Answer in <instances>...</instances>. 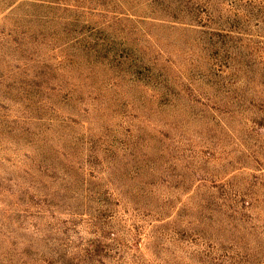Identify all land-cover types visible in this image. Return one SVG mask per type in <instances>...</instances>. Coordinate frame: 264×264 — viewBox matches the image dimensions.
<instances>
[{
    "label": "rangeland",
    "instance_id": "rangeland-1",
    "mask_svg": "<svg viewBox=\"0 0 264 264\" xmlns=\"http://www.w3.org/2000/svg\"><path fill=\"white\" fill-rule=\"evenodd\" d=\"M0 264H264V0H0Z\"/></svg>",
    "mask_w": 264,
    "mask_h": 264
}]
</instances>
